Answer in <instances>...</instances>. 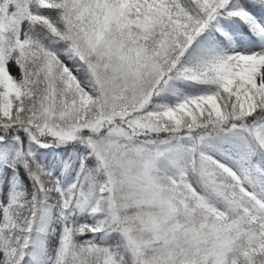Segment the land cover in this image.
Masks as SVG:
<instances>
[{
	"label": "snow or ice",
	"instance_id": "1",
	"mask_svg": "<svg viewBox=\"0 0 264 264\" xmlns=\"http://www.w3.org/2000/svg\"><path fill=\"white\" fill-rule=\"evenodd\" d=\"M0 264H264V0H0Z\"/></svg>",
	"mask_w": 264,
	"mask_h": 264
},
{
	"label": "rangeland",
	"instance_id": "2",
	"mask_svg": "<svg viewBox=\"0 0 264 264\" xmlns=\"http://www.w3.org/2000/svg\"><path fill=\"white\" fill-rule=\"evenodd\" d=\"M15 71H16V70H15V69H13V74H15Z\"/></svg>",
	"mask_w": 264,
	"mask_h": 264
}]
</instances>
